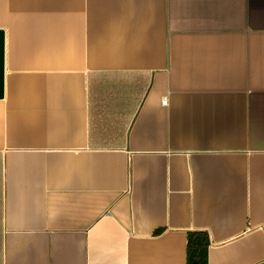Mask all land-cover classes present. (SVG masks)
<instances>
[{"label":"crops","instance_id":"1","mask_svg":"<svg viewBox=\"0 0 264 264\" xmlns=\"http://www.w3.org/2000/svg\"><path fill=\"white\" fill-rule=\"evenodd\" d=\"M0 264H264V0H0Z\"/></svg>","mask_w":264,"mask_h":264},{"label":"built area","instance_id":"2","mask_svg":"<svg viewBox=\"0 0 264 264\" xmlns=\"http://www.w3.org/2000/svg\"><path fill=\"white\" fill-rule=\"evenodd\" d=\"M162 104L165 105L166 104V101H163Z\"/></svg>","mask_w":264,"mask_h":264}]
</instances>
